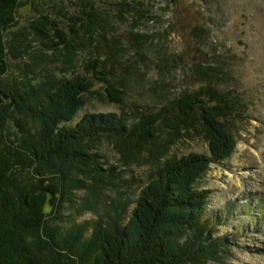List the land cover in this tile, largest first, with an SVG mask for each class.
I'll use <instances>...</instances> for the list:
<instances>
[{
    "label": "trees",
    "instance_id": "trees-1",
    "mask_svg": "<svg viewBox=\"0 0 264 264\" xmlns=\"http://www.w3.org/2000/svg\"><path fill=\"white\" fill-rule=\"evenodd\" d=\"M42 1H33L39 12L30 25L34 41L54 54L66 50L68 64L77 61L73 60L77 50L87 49L81 59L86 69L107 84L109 101L124 104L125 91L120 88L124 84L110 77L121 62L113 54L120 42L116 33L129 23L125 27L132 38L129 47L144 57L158 55L147 44L152 36L135 29L151 18L162 0H51V10H39ZM21 5V0H0V264L223 262L221 253L229 240L214 233L216 220H222L225 211L218 219L206 217L211 191L200 182L212 164L231 159L238 143L227 126L238 96L218 90L216 84L225 72L197 65L208 77L201 89L160 102L158 111L139 117L131 127L116 112L79 116L85 94L92 92L90 76L75 72L60 76L46 66L42 69L46 51L30 52L26 29L10 32L11 39H6V32L17 25ZM57 16L65 19L68 31ZM102 51L103 60L98 56ZM24 53L32 63L23 71L35 78L10 82L8 56ZM187 136L202 137L208 153L169 154V145ZM104 137L116 141L125 163L138 161L141 150H146L154 174L124 223L122 203L114 206L115 214L105 226L98 220L92 225L78 223L67 206L74 202L73 190L84 189L86 180L91 181L80 215L92 209L90 196L113 182L114 169L105 173L92 152L93 144ZM250 207L234 210L233 215L253 216ZM257 209L260 213L264 206ZM256 216L252 224H264V216Z\"/></svg>",
    "mask_w": 264,
    "mask_h": 264
},
{
    "label": "rangeland",
    "instance_id": "rangeland-1",
    "mask_svg": "<svg viewBox=\"0 0 264 264\" xmlns=\"http://www.w3.org/2000/svg\"><path fill=\"white\" fill-rule=\"evenodd\" d=\"M33 1L41 0H21L17 25L6 32V39H11L10 32L26 29L31 40L30 52L40 48L46 51L45 63L42 62L46 65H42V69L46 66L60 76L74 72L90 76L92 92L85 94L79 116L87 112H116L125 125L131 127L139 117L158 111L160 102L201 89L208 77L198 72L197 65L225 72L226 75H220L224 76L223 80L216 84L218 90L238 96L236 111L227 121L238 143L231 159L212 164L200 182L203 189L211 191L206 217L216 218L219 212L225 211L224 218L216 220L214 236H226L229 240L228 247L221 253L223 262L209 264H264V224H252L254 216H264V209L257 212L260 205L264 206V0H215L214 4H209L208 0H167V5L162 0L154 7L151 18L135 29V32L152 36L147 44L156 49L158 55L137 54V49L128 45L132 38L125 27L129 23L120 25L116 33L120 42L113 54L121 62L113 68L115 71L110 77L114 83L124 84L120 87L125 91L122 105L106 98L107 84L98 79L99 75L88 71L81 61L87 49L77 50L73 57L77 61L68 64L64 63L68 60L64 56L66 50L54 54L52 49L34 41L30 25L39 17V12ZM42 4L39 10H51V0H43ZM159 6L162 9H158ZM58 21L64 30H69L65 19L60 17ZM98 56L105 59L103 51ZM8 60L10 82L26 76L35 78L29 71H23L32 63L30 55L24 53L15 58L9 54ZM106 64L111 62L107 59ZM124 77L125 82L120 79ZM164 134L159 136L162 138ZM206 144L202 137L187 136L169 145V154L208 153ZM92 152L97 154V162L105 173L114 169L113 182L91 195L92 209L78 215L91 185V181L86 180V188L73 190L74 202L67 204L70 213L78 223L92 225L98 220L105 226L115 214L114 206L122 203L126 204L121 218L124 223L134 210L142 189L152 179L155 169L152 156L141 150L138 161L130 159L125 163L116 141L107 137L96 141ZM247 205H252L250 213L253 216L243 215L244 212L233 215L234 210Z\"/></svg>",
    "mask_w": 264,
    "mask_h": 264
}]
</instances>
